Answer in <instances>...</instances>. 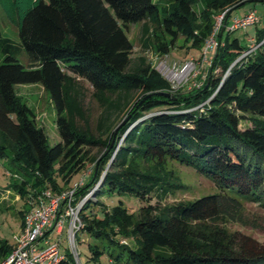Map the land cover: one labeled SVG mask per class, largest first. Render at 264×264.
<instances>
[{
  "label": "trees",
  "instance_id": "trees-1",
  "mask_svg": "<svg viewBox=\"0 0 264 264\" xmlns=\"http://www.w3.org/2000/svg\"><path fill=\"white\" fill-rule=\"evenodd\" d=\"M243 1L0 0L27 55L21 62L0 35V159L10 162L7 185L24 201L21 224L30 200L46 188H71L90 162L72 204L86 197L75 236H94L93 260L108 243L118 247L109 252L114 264L123 256L124 264H264V242L220 220L235 219L242 199L264 207V26L253 34L254 48L234 28L224 32L227 23L214 32L216 17L227 21ZM136 22L157 53L178 46L208 59L194 85L173 87L145 55L131 56L124 28ZM211 37L217 44L203 54ZM82 81L100 106L94 125ZM27 83L41 84L53 103L60 136L53 144L15 90ZM169 160L193 167L219 191L162 204L185 186ZM107 192L143 202L135 212L107 206ZM12 244L0 237V259ZM63 250L61 264H76Z\"/></svg>",
  "mask_w": 264,
  "mask_h": 264
},
{
  "label": "rangeland",
  "instance_id": "rangeland-1",
  "mask_svg": "<svg viewBox=\"0 0 264 264\" xmlns=\"http://www.w3.org/2000/svg\"><path fill=\"white\" fill-rule=\"evenodd\" d=\"M255 8L259 16V21L256 23L248 24L245 27L234 28L232 35L239 38L241 44L254 46L255 38L253 36L257 27L264 26V0H256L254 2L248 1L245 3L237 4L229 15L228 24L225 31L231 26L232 18L235 16H242L244 11L251 7ZM251 9V8H250ZM222 24V14L216 17V24ZM125 31L133 43L131 56L134 58L137 55H145L152 66L158 71V73L166 80L170 81L173 87H178L182 84L188 85L195 78L192 76L194 71L198 68L201 70L207 67L208 59L206 57H200L199 51L186 50L185 47H174L167 54H160L154 51L153 48L148 45L145 46L142 42V22L129 23L126 26ZM0 35L4 38H8L13 43L15 52L18 59L27 63V55L23 48L20 46V38L16 26L6 17L0 6ZM2 54L0 53V60ZM190 59H193L194 65H187L185 69L183 67ZM175 73V74H174ZM177 73V74H176ZM188 78V81H186ZM84 91V103L90 114L91 124L94 125L96 117L100 111V106L97 101L93 99L91 92L92 86L87 81H82ZM16 92L22 97L34 111L36 122L44 128L45 133L48 136V141L53 144L60 140V136L56 129L55 118L56 113L53 103L49 95L43 90V87L39 83H27V84H15ZM124 123L122 119L119 123ZM121 123V124H122ZM248 120H242V127L249 125ZM93 152H97L94 150ZM100 152L98 153V155ZM169 166L172 167L179 176L180 181L185 185L182 188H178L176 191L167 194L161 199V203H172L180 199H193L195 197L219 191V188L210 178L198 172L193 167L180 163L176 160H169ZM10 162L7 158L0 159V237L8 239L9 242H13L15 235L20 231L21 227V214L20 210L24 208V201L19 194L9 188L7 181L9 179L8 170ZM91 163L89 162L87 167L73 176V181H78L80 178H86L90 172ZM92 191L88 192V196L94 198ZM86 197H83V200ZM156 196H153L152 202H155ZM82 200V201H83ZM101 200L107 206H112L117 203H122L130 211H137L139 205L143 202L138 197L128 193L107 192L102 195ZM242 209L238 213L235 219H223L227 226L232 230H239L245 234L250 235L260 242H264V207L258 202L242 199ZM99 207V205H96ZM101 207V206H100ZM99 207V208H100ZM97 208V207H96ZM95 210V208H94ZM97 211V210H95ZM97 215L101 214V211H97ZM78 223L76 222V225ZM56 236V235H54ZM61 245L66 247L68 245L67 238V224L64 226V231L61 234ZM134 242V240L132 239ZM96 242L94 236L85 231H78L76 234V246L79 251V257L82 264H114L110 258L109 252H116L118 247L116 244L106 243L104 252L99 256L97 260L90 258L91 252L89 249V243ZM134 244V243H133ZM125 256L122 257L121 263H125Z\"/></svg>",
  "mask_w": 264,
  "mask_h": 264
},
{
  "label": "built area",
  "instance_id": "built-area-1",
  "mask_svg": "<svg viewBox=\"0 0 264 264\" xmlns=\"http://www.w3.org/2000/svg\"><path fill=\"white\" fill-rule=\"evenodd\" d=\"M259 19L256 9L251 8L242 16L233 17L229 28L245 27L258 22ZM219 25L216 24L214 32ZM216 44L217 41L213 37L208 39L203 54L209 49H214ZM254 47L255 45L251 46ZM190 64L195 66L193 59H190L183 69ZM196 73L197 71H194L192 76L195 77ZM191 84L194 85L195 81L192 80ZM83 181L82 177L75 181L71 188L60 192L46 188L30 200L20 231L15 235L11 250L0 259V264H61L65 256L60 239L65 224H67V250L76 264H82L75 236V229L79 226L77 212L82 200L77 205H73L72 200L75 188Z\"/></svg>",
  "mask_w": 264,
  "mask_h": 264
},
{
  "label": "water",
  "instance_id": "water-1",
  "mask_svg": "<svg viewBox=\"0 0 264 264\" xmlns=\"http://www.w3.org/2000/svg\"><path fill=\"white\" fill-rule=\"evenodd\" d=\"M247 1H256V0H247ZM241 3H244V1H243V2H240V3H238V4H241ZM230 10H231V8L229 9V12H230ZM224 25H225V21L223 22L222 27H223ZM157 93L161 94V93H163V92L158 91ZM165 94H167V93H165ZM121 123H122V122H121ZM121 123H119V124L115 127V130H116V128H117Z\"/></svg>",
  "mask_w": 264,
  "mask_h": 264
},
{
  "label": "crops",
  "instance_id": "crops-1",
  "mask_svg": "<svg viewBox=\"0 0 264 264\" xmlns=\"http://www.w3.org/2000/svg\"><path fill=\"white\" fill-rule=\"evenodd\" d=\"M250 8H252V7L247 8V9L244 11V13H245L247 10H249ZM228 19H229V18H228ZM228 19H227V21H225V24H226V23L228 24Z\"/></svg>",
  "mask_w": 264,
  "mask_h": 264
},
{
  "label": "bare ground",
  "instance_id": "bare-ground-1",
  "mask_svg": "<svg viewBox=\"0 0 264 264\" xmlns=\"http://www.w3.org/2000/svg\"><path fill=\"white\" fill-rule=\"evenodd\" d=\"M175 74V73H174ZM177 74V73H176Z\"/></svg>",
  "mask_w": 264,
  "mask_h": 264
}]
</instances>
